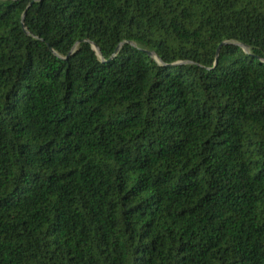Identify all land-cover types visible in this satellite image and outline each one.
<instances>
[{
	"label": "trees",
	"instance_id": "16d2710c",
	"mask_svg": "<svg viewBox=\"0 0 264 264\" xmlns=\"http://www.w3.org/2000/svg\"><path fill=\"white\" fill-rule=\"evenodd\" d=\"M0 264H264V0H0Z\"/></svg>",
	"mask_w": 264,
	"mask_h": 264
},
{
	"label": "water",
	"instance_id": "95a60500",
	"mask_svg": "<svg viewBox=\"0 0 264 264\" xmlns=\"http://www.w3.org/2000/svg\"><path fill=\"white\" fill-rule=\"evenodd\" d=\"M94 49L96 50V52H97L98 54H100L99 50H98L96 47H94Z\"/></svg>",
	"mask_w": 264,
	"mask_h": 264
}]
</instances>
